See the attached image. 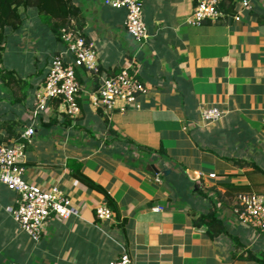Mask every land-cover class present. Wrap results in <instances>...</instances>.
<instances>
[{
    "label": "crops",
    "instance_id": "obj_1",
    "mask_svg": "<svg viewBox=\"0 0 264 264\" xmlns=\"http://www.w3.org/2000/svg\"><path fill=\"white\" fill-rule=\"evenodd\" d=\"M196 1L144 0L147 39L137 41L123 26L124 9L74 0L103 76L127 66L148 94L139 97L140 108L108 116L90 105L95 81L84 78L73 122L64 116L36 122L25 150V178L58 186L73 212L63 220L52 217L40 240L32 241L11 216L15 193L0 184V264H107L122 252L132 264H260L238 259L249 251L264 258V233L241 223L232 208L239 193L264 196V178L230 159L254 160L264 170V25L248 14L264 11V0H246V7L235 0L238 19L190 25ZM22 14L23 26L7 31L3 57L14 71L24 65L22 56H37L38 65L28 72L31 88L24 96L17 88L14 102L0 82L1 143L16 140L29 123L34 89L64 47L33 10ZM210 106L222 118L204 123L199 110ZM50 119L56 124L47 127ZM69 160L107 191L118 208L116 220L95 216L105 199L71 175ZM209 208L223 231L195 223Z\"/></svg>",
    "mask_w": 264,
    "mask_h": 264
},
{
    "label": "built area",
    "instance_id": "obj_2",
    "mask_svg": "<svg viewBox=\"0 0 264 264\" xmlns=\"http://www.w3.org/2000/svg\"><path fill=\"white\" fill-rule=\"evenodd\" d=\"M143 1L102 0L106 6L125 10L123 26L128 35L137 41L147 39L142 17ZM220 1L197 0L187 24L200 25L224 18L225 14L219 9ZM241 5L246 7L248 2L242 0ZM232 17L238 19L235 14ZM60 40L63 49L51 56L43 81L34 90V103L27 112L26 120L29 123L23 125L17 141L0 143V184L15 193L11 216L21 231L35 242L40 240L52 217L63 220L73 212L70 197L58 186L42 187L25 178V150L36 133V122L41 117L46 119L63 115L73 122L79 116L78 100L82 83L77 78L76 70L82 71L84 78L95 81V88L89 94V103L93 109L108 116L114 109L123 112L130 108H140L139 97L148 94L147 85L127 66L113 76H103L93 43L86 41L72 22L60 29ZM54 100L58 102L53 107L51 102ZM199 115L204 123H213L221 119L223 113L217 107L210 106L200 108ZM208 177L214 178L215 175L209 174ZM155 181L160 182L159 174ZM232 212L241 223L264 233V196L239 193L235 197ZM95 216L111 220L112 212L103 203L95 208ZM107 264H132V261L127 252H122Z\"/></svg>",
    "mask_w": 264,
    "mask_h": 264
},
{
    "label": "trees",
    "instance_id": "obj_3",
    "mask_svg": "<svg viewBox=\"0 0 264 264\" xmlns=\"http://www.w3.org/2000/svg\"><path fill=\"white\" fill-rule=\"evenodd\" d=\"M234 6L235 0H221L219 2V9L225 14V16L234 15ZM28 10H33L38 21L59 41L60 40V29L64 26H68L71 22L73 26L78 29L81 34L84 36L86 41L87 37L83 32V27L85 24L84 18L80 12L78 5L74 0H0V64L3 63L4 57V43L7 38V31H17L23 26L24 15L22 13L27 12ZM248 14L254 18V20L260 24L264 25V11L250 9ZM208 22V21H207ZM205 23V22H204ZM59 51H56L58 53ZM51 59V58H50ZM50 62V61H49ZM49 65V64H48ZM47 70V68H46ZM14 70H8L3 67H0V82L8 87L13 96V102L15 97V91L17 88L20 89L21 95L24 96L25 92L31 88V80L33 77L32 73H27L25 78L19 79L16 81L13 76ZM46 73V71H45ZM45 75V74H44ZM76 75L78 80L82 83L84 79L82 71L76 70ZM44 78V76H43ZM43 78L41 82L43 81ZM25 81V82H24ZM40 82V83H41ZM39 86V85H38ZM36 86L35 89L38 87ZM14 87V88H13ZM34 89V90H35ZM58 100L51 102V105L54 107ZM79 103V100H78ZM66 118L65 122H69V118L63 115ZM222 118V117H221ZM40 119H43L42 117ZM44 124V122H43ZM47 127L54 126L56 124L55 119H50L45 123ZM113 133V132H111ZM110 133V134H111ZM19 139V135L16 140ZM10 141V142H14ZM7 142V143H10ZM1 143V141H0ZM150 151V150H147ZM160 155H165V152L162 148L155 150ZM231 162L241 166V167H250L253 172H259L264 178V170L254 161V160H237L230 159ZM68 166L71 169V175L85 184L89 189H94L101 193L105 199V205L111 210L112 218H118V208L116 203L108 195L107 191L100 187L99 185L93 183L82 173V165L75 160H69ZM150 168V166H148ZM198 181V180H197ZM199 182V181H198ZM197 191L200 192V184L195 183ZM241 189V188H239ZM219 204L224 205L225 203L221 196H219ZM223 202V203H222ZM227 207H229L227 205ZM198 225H205L206 230L215 229L216 232L223 231V226L221 221L215 216V208H209L208 211L200 215L195 221ZM241 260H255L260 264H264V258L262 255L256 256L250 251L247 252L245 256L238 257ZM10 263V262H9ZM15 263V262H12Z\"/></svg>",
    "mask_w": 264,
    "mask_h": 264
},
{
    "label": "rangeland",
    "instance_id": "obj_4",
    "mask_svg": "<svg viewBox=\"0 0 264 264\" xmlns=\"http://www.w3.org/2000/svg\"><path fill=\"white\" fill-rule=\"evenodd\" d=\"M42 25V24H41ZM45 28V27H44ZM46 29V28H45ZM35 45V44H34ZM31 54V53H30ZM32 55V54H31ZM37 56H22L21 57V60L24 62V65H21L20 69H17L16 71H14L13 73V76L15 77L16 81L19 80V79H23L25 78L26 74L29 72L30 69H33L35 68L36 65V58ZM10 59V58H9ZM15 60V59H14ZM20 60V59H19ZM16 61V60H15ZM27 64H30V68H28ZM0 67H4L6 69V71L10 70L9 69V66H8V63L6 62V60H3V63L0 64ZM34 67V68H33ZM28 68V70H27ZM25 82V81H24ZM264 186H260L261 189H263ZM264 191V190H263ZM262 191V192H263ZM11 263V262H10ZM9 264V263H8Z\"/></svg>",
    "mask_w": 264,
    "mask_h": 264
},
{
    "label": "water",
    "instance_id": "obj_5",
    "mask_svg": "<svg viewBox=\"0 0 264 264\" xmlns=\"http://www.w3.org/2000/svg\"><path fill=\"white\" fill-rule=\"evenodd\" d=\"M168 173V170H164L163 174L166 175Z\"/></svg>",
    "mask_w": 264,
    "mask_h": 264
}]
</instances>
